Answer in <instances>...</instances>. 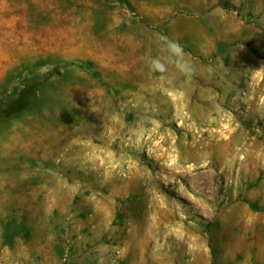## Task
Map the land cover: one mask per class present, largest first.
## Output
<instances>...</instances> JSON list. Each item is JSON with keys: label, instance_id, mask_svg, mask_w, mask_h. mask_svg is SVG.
<instances>
[{"label": "rangeland", "instance_id": "obj_1", "mask_svg": "<svg viewBox=\"0 0 264 264\" xmlns=\"http://www.w3.org/2000/svg\"><path fill=\"white\" fill-rule=\"evenodd\" d=\"M0 264H264V0H0Z\"/></svg>", "mask_w": 264, "mask_h": 264}, {"label": "clouds", "instance_id": "obj_2", "mask_svg": "<svg viewBox=\"0 0 264 264\" xmlns=\"http://www.w3.org/2000/svg\"><path fill=\"white\" fill-rule=\"evenodd\" d=\"M164 52V58H151L149 61L150 70L164 73L168 65H173L185 76H190L192 72L191 64L185 59L184 48L176 41L167 36L157 34Z\"/></svg>", "mask_w": 264, "mask_h": 264}]
</instances>
